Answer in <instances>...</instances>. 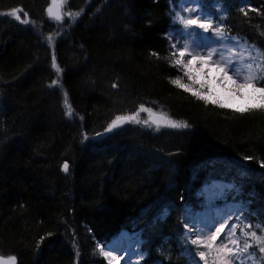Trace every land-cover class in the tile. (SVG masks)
I'll return each mask as SVG.
<instances>
[{"label":"trees","instance_id":"obj_1","mask_svg":"<svg viewBox=\"0 0 264 264\" xmlns=\"http://www.w3.org/2000/svg\"><path fill=\"white\" fill-rule=\"evenodd\" d=\"M177 1L68 0L65 11L80 15L58 23L46 12L51 0H0V255L105 264L97 245L128 231L140 264H192L184 214L204 210L199 192L213 180L231 183L221 196L252 230L264 227V110L205 104L170 83L181 77L209 94L172 64ZM203 3L226 35L264 53V0ZM17 8L29 24L9 15ZM141 104L188 127L129 123L95 138Z\"/></svg>","mask_w":264,"mask_h":264},{"label":"snow or ice","instance_id":"obj_2","mask_svg":"<svg viewBox=\"0 0 264 264\" xmlns=\"http://www.w3.org/2000/svg\"><path fill=\"white\" fill-rule=\"evenodd\" d=\"M67 3L68 0H51V4L46 9L49 18L58 23L63 22L65 16L75 20L80 15V12H65L63 9ZM180 5L181 12L187 13L186 16L180 13L176 15V19L182 25L180 35L184 38V43L180 45L179 40H177L170 45V55L174 57L172 61L173 66H177L184 76H187L190 81L194 82L193 68L196 64L214 65L224 73V77L227 79L235 78L234 83L238 82V88L250 86L254 91L260 93V104L236 108V112L243 114L254 110H264V87H256L258 81L264 80V60L257 62L256 57L252 55L253 49L246 44L241 47L236 38L224 33L222 25H214L211 14L205 11L207 5L203 3V0H180ZM21 11L22 9H13L9 15L22 24H29L28 14L24 12V18L22 19L19 14ZM241 11L244 12V9L241 8ZM244 14L247 15L246 12ZM209 32L212 33L211 36L205 35ZM47 40L50 45L53 43L52 36L47 37ZM214 45L220 46L215 47ZM229 45L231 46L229 47ZM52 67L56 69L57 73L61 71L56 63L55 56L52 58ZM52 83L55 85L58 81L54 80ZM170 83L183 89L185 92L191 93L196 99L204 101L205 104L212 103L221 108L230 107L218 100L210 99L207 93L194 90V83L186 84L181 77L171 79ZM203 87L204 85H201V88ZM237 94L241 93L238 92ZM63 103L67 109L65 114L71 117L73 109L69 104L66 92L64 93ZM141 112L148 113L149 119L141 121L138 118ZM126 123H143L148 127L155 125L157 131L162 126L170 128L188 127L187 122L172 119L166 112L154 113L151 108L141 104L137 112L132 115H117L109 123L105 131L111 132ZM245 159L249 158L246 157ZM261 167H264V162H261ZM62 168L64 172H68V163L65 162ZM235 212H240V210H234L233 214ZM246 219V217L242 219V212L236 216L235 222L232 221L231 215H225L222 220L211 224L203 221L196 222L189 218V222L184 224V228L188 230L185 232V236L188 237L189 233H191L194 238L186 240V243L195 246L196 249H203L195 251V256H198L199 260H193V264H200V262L209 264V256H212V264H246V260L253 259L252 254L249 253V249L253 243L259 246L261 253H264V227L261 225L255 226L262 233L261 235H257L256 230H249L253 228L251 224L244 223ZM241 224H243V227L240 228V236H237V227ZM241 239L244 241L243 246H241ZM97 248L100 254L108 260V264H112V261L118 260V257L113 255V252L117 251V249L99 244ZM188 252L189 255H192V249H188ZM213 253L214 256L212 255ZM245 254H248L247 257H245ZM77 256H79L78 251ZM0 264H17V260L14 255L7 258L0 257Z\"/></svg>","mask_w":264,"mask_h":264},{"label":"rangeland","instance_id":"obj_3","mask_svg":"<svg viewBox=\"0 0 264 264\" xmlns=\"http://www.w3.org/2000/svg\"><path fill=\"white\" fill-rule=\"evenodd\" d=\"M63 10L65 11V7ZM170 12H171L172 22L174 24V30H172L171 32L167 34L170 40V45L172 43H175L177 40H179L180 45H182L184 43V38L180 35L181 30H182V25L176 19V15L177 13H180L181 15L186 16L187 13L181 12L180 0L177 1L176 5L171 6ZM214 25H218V23L214 22ZM205 35L211 36L212 33L209 32V33H206ZM236 41H239V45L241 47L246 44L251 49H253L252 55L256 57L257 62L264 60V53L260 52L254 46L238 38H236ZM214 46L219 47L220 45H214ZM230 46L231 45H229V47ZM245 55H247V53H245ZM193 77H194V81L198 83H202L205 86V89L209 93V96H213L215 100H218L224 104H227L232 108L248 107L250 105L257 103L258 100H260L259 99L260 93L258 91H254L250 86H243V87L238 88L237 87L238 82L234 83L235 78L227 79L226 77H224V73L221 72L214 65L196 64L195 67L193 68ZM232 91H235L234 95L236 98H232L231 96H229V93ZM238 92L241 94H237ZM63 106H64V103H63ZM65 110L67 111V109ZM153 112L160 113V111H156V110H153ZM138 118L147 120L149 119V114L146 112H141ZM152 127L156 128L155 125H153ZM160 128H170V127L162 126ZM172 129H175V128H172ZM224 186H229V185L221 181H215V182L209 183L208 185H205L200 191L202 195L204 194L205 199H206L205 208L202 212H193L189 210V208H186V212H185L186 223H188L189 218H191L195 220L196 222L203 221V222H207L211 224L215 221L222 220L225 215H231L232 221L235 222L236 216L238 215V213L235 212V214H233L235 210L234 207L231 205L229 201L222 200L221 195L219 193L220 188ZM244 223L248 224L245 221ZM241 227H243V224L237 227V232H236L237 236H240ZM249 230H252V229H249ZM186 231L188 230L185 229V232ZM261 234H262L261 231L259 232L257 231V235H261ZM192 238L194 237L192 236L191 233H189L188 237H186V240H190ZM124 239H125V234L123 233L118 237V239L115 242L108 245L113 248H114V245H120V251L118 250L115 251L113 255L117 256L120 259L121 264H139L142 255H140L137 250L132 251L131 246L129 247L130 251H128L126 247L127 245ZM221 239H223V237H221ZM243 242L241 246H243ZM249 242L251 241L249 240ZM131 245L135 246V243ZM188 245H189L188 249H192V260H199V257L195 256V251L203 250V249H196L195 246H191L190 244ZM188 249H187V254L189 255ZM253 250L259 251V246L253 243L252 247L249 249V253H251ZM262 254L264 255V253ZM212 255L214 256V253ZM247 255L248 254H245V257H247ZM208 260H209V264H212V256H209ZM105 261H106V264H108V260L105 259ZM115 261L116 260L112 261V264H115ZM200 264H203V262H200ZM246 264H254L253 259L246 260Z\"/></svg>","mask_w":264,"mask_h":264},{"label":"water","instance_id":"obj_4","mask_svg":"<svg viewBox=\"0 0 264 264\" xmlns=\"http://www.w3.org/2000/svg\"><path fill=\"white\" fill-rule=\"evenodd\" d=\"M127 124H128V123L124 124L123 126H125V125H127ZM123 126H122V127H123ZM122 127H119V128H117V129H114V130L111 131V132H114V131H116V130L122 128ZM111 132H106V131L104 130L103 132H101L100 134H98V135L96 136V138H97V139L104 138V137H106L108 134H110ZM10 256H13V255H10ZM0 257L7 258V257H9V256H2V255H0ZM16 260H17V258H16Z\"/></svg>","mask_w":264,"mask_h":264},{"label":"bare ground","instance_id":"obj_5","mask_svg":"<svg viewBox=\"0 0 264 264\" xmlns=\"http://www.w3.org/2000/svg\"><path fill=\"white\" fill-rule=\"evenodd\" d=\"M234 92L235 91L230 92L229 96H231L232 98H236L235 95H234ZM114 248L117 249L118 251H120V245H114ZM114 252H113V254H114ZM115 264H121V261H120L119 258H118V260L115 261Z\"/></svg>","mask_w":264,"mask_h":264}]
</instances>
